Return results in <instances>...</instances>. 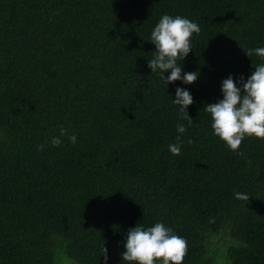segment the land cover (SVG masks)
<instances>
[{
	"label": "trees",
	"instance_id": "16d2710c",
	"mask_svg": "<svg viewBox=\"0 0 264 264\" xmlns=\"http://www.w3.org/2000/svg\"><path fill=\"white\" fill-rule=\"evenodd\" d=\"M165 13L200 26L178 60L200 72L193 84L148 67ZM257 47L264 0H0V264H55L59 242L77 264H103V245L126 264L128 230L161 221L186 238L183 264H212L228 235L227 264H264V139L232 151L204 109L264 63L246 54Z\"/></svg>",
	"mask_w": 264,
	"mask_h": 264
},
{
	"label": "clouds",
	"instance_id": "9594fccd",
	"mask_svg": "<svg viewBox=\"0 0 264 264\" xmlns=\"http://www.w3.org/2000/svg\"><path fill=\"white\" fill-rule=\"evenodd\" d=\"M200 31L199 24L185 16L163 14L149 39L155 45V55L148 59V67L152 73H159L168 86L176 81H181L183 85L195 83L200 72H184L178 60L184 61L193 50L192 37ZM246 54L249 57L255 54L264 58V47L248 49ZM165 73L169 74L166 76ZM221 92L222 99L204 107L211 115L213 134L224 141L232 151H238L247 137L264 139V63L255 65V71L247 79L243 74L238 79L229 75L222 81ZM172 102L179 106L183 118L191 123L192 118L188 112V107L194 103L191 90L177 85ZM66 131L61 129V136L65 135ZM177 131L185 133L187 127L178 123ZM69 139L75 144L77 135L72 134ZM179 139L178 136L177 140ZM51 142L57 147L62 144L60 137H53ZM38 147L42 151L44 145ZM169 150L172 154L179 155L182 146L173 143L169 145ZM234 195L237 199H250L247 193L236 192ZM124 248L121 257L126 264H183L187 240L162 221L150 227L138 223L128 230ZM101 254L103 264H108L110 256L105 245Z\"/></svg>",
	"mask_w": 264,
	"mask_h": 264
},
{
	"label": "rangeland",
	"instance_id": "374dc122",
	"mask_svg": "<svg viewBox=\"0 0 264 264\" xmlns=\"http://www.w3.org/2000/svg\"><path fill=\"white\" fill-rule=\"evenodd\" d=\"M1 137V136H0ZM235 241L232 236L228 235L224 239L215 236L213 245L209 248V259L212 264H227V251L230 246H233ZM56 262L55 264H77L74 260L70 259L66 250L59 242L55 250Z\"/></svg>",
	"mask_w": 264,
	"mask_h": 264
}]
</instances>
